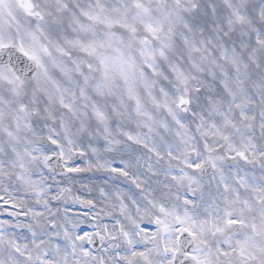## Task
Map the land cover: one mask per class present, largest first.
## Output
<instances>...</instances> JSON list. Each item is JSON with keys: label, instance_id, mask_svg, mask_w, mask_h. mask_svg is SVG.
Wrapping results in <instances>:
<instances>
[{"label": "snow or ice", "instance_id": "6c2138e0", "mask_svg": "<svg viewBox=\"0 0 264 264\" xmlns=\"http://www.w3.org/2000/svg\"><path fill=\"white\" fill-rule=\"evenodd\" d=\"M0 264H264V0H0Z\"/></svg>", "mask_w": 264, "mask_h": 264}]
</instances>
